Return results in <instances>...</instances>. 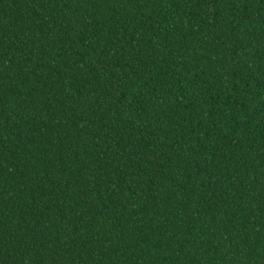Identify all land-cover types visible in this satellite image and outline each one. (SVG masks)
<instances>
[{"label": "trees", "instance_id": "16d2710c", "mask_svg": "<svg viewBox=\"0 0 264 264\" xmlns=\"http://www.w3.org/2000/svg\"><path fill=\"white\" fill-rule=\"evenodd\" d=\"M0 264H264V0H0Z\"/></svg>", "mask_w": 264, "mask_h": 264}]
</instances>
